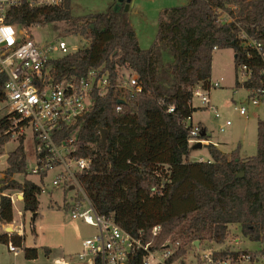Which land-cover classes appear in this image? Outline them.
Masks as SVG:
<instances>
[{
	"label": "trees",
	"instance_id": "obj_1",
	"mask_svg": "<svg viewBox=\"0 0 264 264\" xmlns=\"http://www.w3.org/2000/svg\"><path fill=\"white\" fill-rule=\"evenodd\" d=\"M12 14L15 25L32 28L64 22L89 40L86 48L53 62L56 78L100 70L115 83L130 72L143 87L142 95L129 99L122 113L115 111L119 99L115 87L96 96L82 121L74 155L91 159L90 170L79 176V182L97 214L112 218L152 250L179 242L168 264H181L187 245L196 241L224 244L230 226L237 225L262 248L215 250L210 254L213 262L236 263L249 255L247 264H264V121L258 123L255 156L241 158L238 150L225 154L209 143L211 163L194 164L190 128L183 124L197 111L191 103L194 89L212 87L215 50H233L236 73L240 65L252 71L248 81L241 83L237 78L236 87H244L255 97L252 90H264V56L244 47L239 37L244 31L263 45L264 52V0H189L164 15L156 43L149 50L139 46L124 5L75 18L70 0H65L64 8L22 6ZM6 83L0 74V105L7 100ZM171 106L173 113L168 112ZM10 127L8 117L0 118V147L12 139ZM102 130L107 131L105 145ZM204 133L202 138L207 140L205 129ZM6 161L0 180V227L14 221L13 201L5 192H21L23 210L34 214L42 193L31 180L12 179L26 172L23 137ZM156 226L160 229L154 232ZM0 244L22 248L26 259L38 258V249L27 248L23 235L0 231ZM144 255L142 249L135 250L129 264H142Z\"/></svg>",
	"mask_w": 264,
	"mask_h": 264
},
{
	"label": "built area",
	"instance_id": "obj_2",
	"mask_svg": "<svg viewBox=\"0 0 264 264\" xmlns=\"http://www.w3.org/2000/svg\"><path fill=\"white\" fill-rule=\"evenodd\" d=\"M64 5L65 0H0V74L7 78V100L0 105V118L8 117L12 121L9 132L13 129L11 132L24 135L26 130L31 131L35 146L32 174L43 180L42 178L49 172L59 169L52 179L53 188L77 192L78 198L73 203L71 217L96 230L91 237L82 242V251L77 257L80 263L129 264L131 254L142 249L145 251L142 264H168L167 259L175 254L179 242L167 243L163 249L152 250L149 243L143 244L140 238L124 231L112 218L97 214L79 182V176L90 170L91 159L76 158L74 155L82 121L92 107L95 97L105 95L115 87L119 91L115 111L122 113L129 99L137 98L143 93L138 77L131 74L123 75L114 83L107 72L103 74L100 70H91L81 77L58 79L53 73V62L69 54L66 43L62 40L36 43L30 36V27L11 23L13 11L22 6L30 9H49L64 8ZM239 37L244 47L254 48L264 56L263 45L260 42L249 38L244 31H241ZM252 74L246 66H238L237 75L241 83L250 80ZM212 86L220 87V83L215 82ZM252 93L256 95L252 101L253 105L264 98V90H252ZM194 97L199 99L203 108L215 113V117L219 118L207 89L202 86L194 89L192 106ZM235 111L241 116H247L245 106L235 107ZM168 112L173 113L174 107H169ZM183 124L190 128L188 136L190 146L197 143H202V146L208 144L202 138L204 133L202 125L193 123L192 117H188ZM230 125L231 122L226 121L221 125L220 132H224ZM190 161L193 164L211 163L209 159L205 160L202 157L190 158ZM41 190L44 192L43 188ZM159 229L160 227L156 226L153 231ZM9 250L15 256L19 252V248L12 245ZM204 257L207 264L251 262L249 255L243 256L236 263L231 261L214 263L210 254ZM56 263L68 264L62 260Z\"/></svg>",
	"mask_w": 264,
	"mask_h": 264
},
{
	"label": "rangeland",
	"instance_id": "obj_3",
	"mask_svg": "<svg viewBox=\"0 0 264 264\" xmlns=\"http://www.w3.org/2000/svg\"><path fill=\"white\" fill-rule=\"evenodd\" d=\"M188 3L189 0H70V12L73 17L79 18L91 13L104 12L111 7L120 9L124 5L129 11L130 22L139 46L149 50L156 43L161 19L172 8L182 7ZM30 36L34 42L40 44L62 40L67 45V53L77 52L89 45V40L80 36L73 30V26L64 22L34 26L30 30ZM170 76L172 78L173 74L171 73ZM237 78L240 81L234 66L233 50H215L211 81L212 84L219 82L220 87L212 86L207 92L212 104L217 108L219 118L215 117V113L203 108L199 99L194 97L193 105L197 109L195 114L193 113L194 122L201 123L206 128V139L209 143L215 144L221 152L231 154L238 150L240 157L248 158L257 154L258 123L264 121V99L253 105L255 96L244 87H236ZM241 106L247 108V116H241L235 111V107ZM226 121H230L231 125L224 132H220L221 125ZM12 133H14L12 139L0 147V180L4 178L7 169L8 154L17 148L19 139L23 137L27 158L26 172L14 174L12 179L20 183L31 180L40 185L44 192L38 196L39 209L36 217L34 213L23 210V203L20 202L23 201L21 192H5L13 199L14 221L2 225L0 229L5 233H8V228L12 230L17 228L16 232L20 229L25 236V246L38 249V258L26 259L22 248H19L15 256L9 250L10 245L0 244V264H57V260L66 261L68 264H82L77 259L82 251V242L91 237L96 230L79 220L72 219L71 209L78 198L77 192L53 188L52 179L59 169L49 172L45 178H42L43 181L32 174L35 146L31 131L26 130L24 135ZM206 145L197 150L192 149L193 145H191L190 153L194 157L192 159L202 157L208 160L210 156ZM17 194L21 196L18 200ZM262 246L261 243L249 241L237 225H232L230 236L224 244L213 242H204L202 245L188 244L187 255L181 258V264H207L204 256L215 250L230 248L258 251ZM46 250H49V253Z\"/></svg>",
	"mask_w": 264,
	"mask_h": 264
},
{
	"label": "water",
	"instance_id": "obj_4",
	"mask_svg": "<svg viewBox=\"0 0 264 264\" xmlns=\"http://www.w3.org/2000/svg\"><path fill=\"white\" fill-rule=\"evenodd\" d=\"M126 10H128L127 8H126ZM204 134L205 133H203L202 134V136H204ZM106 137H107V131L106 130H102L101 131V138H102V143L105 145V143H106ZM202 148V143H197V144H195L193 147H192V149H195V150H197V149H201ZM241 176H243V174H241ZM71 190L73 189L72 187L70 188ZM21 197V196H20ZM22 199H23V197H22ZM34 217H36V214H34ZM13 232V230H11L10 228H8V233H12ZM194 244L195 245H198L199 244V242L198 241H196V242H194Z\"/></svg>",
	"mask_w": 264,
	"mask_h": 264
},
{
	"label": "crops",
	"instance_id": "obj_5",
	"mask_svg": "<svg viewBox=\"0 0 264 264\" xmlns=\"http://www.w3.org/2000/svg\"><path fill=\"white\" fill-rule=\"evenodd\" d=\"M193 107L196 108L194 105H193ZM194 114H195V113H194ZM194 114L192 115V122H193V123H195V122H194ZM197 124L202 125L201 123H197ZM202 127H203V125H202ZM203 128L206 130L205 127H203ZM206 134H207V130H206ZM206 142L209 144V141H208V140H206ZM211 144H212V143H211ZM214 145H215V144H214ZM215 146H216V145H215ZM216 147H217V146H216ZM217 148H218V147H217ZM190 158H194V157H192V155L190 154ZM241 158H242V157H241ZM209 159H210V158H209ZM17 198L20 199V195L17 194ZM19 201H20V200H19ZM20 202L22 203V201H20ZM1 226H2V225H1ZM0 228H1V227H0ZM16 229H17V228H16ZM16 229H14L12 233H17V234H19V235H23V233H22V231H21L20 229H19V231H17V232H16ZM0 231L3 232L1 229H0ZM57 261H58V260H57Z\"/></svg>",
	"mask_w": 264,
	"mask_h": 264
},
{
	"label": "bare ground",
	"instance_id": "obj_6",
	"mask_svg": "<svg viewBox=\"0 0 264 264\" xmlns=\"http://www.w3.org/2000/svg\"><path fill=\"white\" fill-rule=\"evenodd\" d=\"M12 230V228H10Z\"/></svg>",
	"mask_w": 264,
	"mask_h": 264
}]
</instances>
